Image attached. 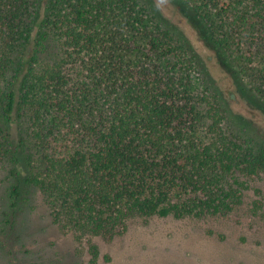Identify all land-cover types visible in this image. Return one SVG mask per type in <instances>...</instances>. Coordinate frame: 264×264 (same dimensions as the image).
<instances>
[{
  "label": "trees",
  "instance_id": "1",
  "mask_svg": "<svg viewBox=\"0 0 264 264\" xmlns=\"http://www.w3.org/2000/svg\"><path fill=\"white\" fill-rule=\"evenodd\" d=\"M171 2L225 76L150 1L0 0V161L14 204L36 188L78 240L243 204L264 173V0Z\"/></svg>",
  "mask_w": 264,
  "mask_h": 264
},
{
  "label": "rangeland",
  "instance_id": "2",
  "mask_svg": "<svg viewBox=\"0 0 264 264\" xmlns=\"http://www.w3.org/2000/svg\"><path fill=\"white\" fill-rule=\"evenodd\" d=\"M146 1L191 38L217 75L225 76L214 51L171 0ZM237 106L252 116L246 106ZM260 130L253 134L264 135V128ZM7 167L0 161V264H91L89 241L99 247L97 264H264V173L250 181L243 204L227 216L134 218L127 231L113 239L78 240L54 222L36 188L25 186L14 204ZM255 201L262 208H255Z\"/></svg>",
  "mask_w": 264,
  "mask_h": 264
}]
</instances>
